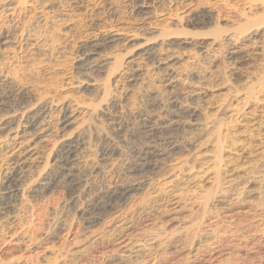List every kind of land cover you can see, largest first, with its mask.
I'll return each instance as SVG.
<instances>
[{
	"label": "rangeland",
	"instance_id": "1",
	"mask_svg": "<svg viewBox=\"0 0 264 264\" xmlns=\"http://www.w3.org/2000/svg\"><path fill=\"white\" fill-rule=\"evenodd\" d=\"M5 1L0 28L12 25L17 36L0 54V72L29 103L46 102L51 111L40 142L15 128L20 117L8 123L9 132L0 130V178L20 157L32 169L16 190L13 213L0 217V264H264V0L154 6H143L144 0H10L4 10ZM198 14L206 15L203 21L189 24ZM30 28L42 38L37 53L34 42L21 41L25 33L37 37ZM104 37L114 39L99 51L104 72L80 75V46ZM212 40L210 60L191 43ZM233 44L235 59L228 57ZM150 49L156 59L171 55L174 80L164 77L166 65H151L144 52ZM133 54L139 57L131 68L142 76L128 84L126 62ZM173 96L188 98L197 114L181 134L190 143L160 163L141 190L127 194L119 210L84 229L57 180L33 196L60 144L79 134L87 150L72 172L91 192L119 184L116 170L140 140L139 115L151 99L162 106ZM111 119L121 126L120 138ZM104 143L118 150L101 161ZM58 219L65 222L60 238L48 239Z\"/></svg>",
	"mask_w": 264,
	"mask_h": 264
},
{
	"label": "bare ground",
	"instance_id": "2",
	"mask_svg": "<svg viewBox=\"0 0 264 264\" xmlns=\"http://www.w3.org/2000/svg\"><path fill=\"white\" fill-rule=\"evenodd\" d=\"M157 2L161 4L163 3V0H144L142 5L154 6ZM10 3V0H6L1 6L4 7V10H7L9 9L7 7H9ZM205 16V14L195 15L189 20V24H200ZM5 27L6 28H0V54L14 43V39L17 36L14 33V27L12 25ZM30 32H34L37 37L32 38L31 36L33 35ZM28 33L30 34L25 33L21 41H23L27 46H33L30 42H34V46L37 47V53V51H40L39 45L43 44L41 42L42 38H38L40 35L37 34L38 31L34 28H30ZM231 40L233 42V39L229 37L227 41L231 43ZM113 42L114 39L111 37H104L93 43H87L80 46V57L82 59V63L84 64L80 65L78 73L91 79L96 77L98 73L104 72V63H102L101 60V56L103 54L99 51L101 49L105 50L108 45ZM191 43L197 46L196 48H198V51H200V54L204 59L210 60V58H207L206 55L209 54L207 51L209 47L212 49L215 45L214 40L211 42L203 41L202 43ZM229 46L230 47L228 49L236 48L235 44ZM144 52L148 55L147 59H150L151 65L155 66L154 68L156 70H160L162 65H166L163 75L164 77H167V80L172 81L176 78V75L178 74L172 70V67H170L171 64H169L172 60L171 55L156 59L155 50L150 49L148 51L145 50ZM237 54L238 51L235 49L228 54V57L235 59ZM134 56L135 55L133 54L131 56L132 59L126 62V65L130 67V75L129 78H125L126 82L124 81V83L130 84L129 82H133L140 78L139 76L141 74H139L135 68H131V65L135 62V58L139 57L138 54L136 57ZM121 64H123V62L120 63V66ZM88 87L89 86H86L85 88L87 89ZM180 97H169L171 100L168 99V103L162 106L159 104L157 105L156 102L151 99L152 101L148 104V109L139 115L138 121L141 129V135H139L140 140L138 143L132 144L133 146L130 147L132 158L128 160V162L126 161V163L120 164L119 170L115 169L118 171L117 173H119V184L117 183V185H113L111 187L108 186V188L91 192L88 189V186L82 184V178L84 177L72 172L76 163V158L83 151L87 150L85 142L86 137L83 136L84 134H79L77 137L75 136L76 138L74 141L60 144L57 155L54 157L51 165L49 164L50 167L48 171L46 170L45 174L39 177L40 181H38L36 188L33 189L35 193L33 196L39 197L47 187L57 180L59 185L55 186H60L68 193L69 198L68 201H66L67 205H70L68 209L70 208V210L74 212V215L77 219H79V222L84 229L91 227L100 221L104 216L110 215L113 211L119 210V207L122 205L126 195L132 191L141 190L145 186V183H147L146 181L149 178L148 175L152 173L153 170L157 169L160 163H162L170 155L183 150L189 145V138L182 137L181 134L190 130V127L194 125V120L197 119V114L194 109L189 106V99L186 97ZM29 98V95L24 90L14 88L7 75L0 72V130L9 132L13 128H10L8 123L10 124L11 121L13 122L14 119L20 117L17 119V124L14 122L16 124L15 128H19L22 134L31 135L34 137L35 141L37 140V142H40L43 136L39 134L47 129L44 128V123L46 116H48V113L51 111V108L46 102L41 104L39 102L38 104L29 103ZM117 105L118 104L115 99H112L109 102L110 109L116 108ZM68 120L69 116L67 114V109L64 108L62 111V124L68 123ZM111 120L115 138H120L121 126L119 124H115V120ZM133 134L134 133H130L128 135L133 136ZM123 135L122 137L124 139H128L126 135ZM104 144H107V146L105 145L101 148L100 153H98L100 157L99 160L101 161L112 158L117 154L118 150L114 144ZM30 166L27 159L20 157L13 159L10 163H8L4 172L2 171L3 174L0 178V217L2 215V218H4L10 213H13L16 206L15 203L19 201L16 195V190L20 189L19 186L24 184L28 179V176L30 175L29 173H31L32 170ZM82 197L84 198L81 199ZM79 198L81 200H79ZM77 201H79L78 205L76 204ZM64 226L65 222L58 219L57 223H55L50 229L48 239L54 240L56 238H60V234L64 229ZM110 264L113 263L111 262ZM114 264L131 263L121 261Z\"/></svg>",
	"mask_w": 264,
	"mask_h": 264
}]
</instances>
